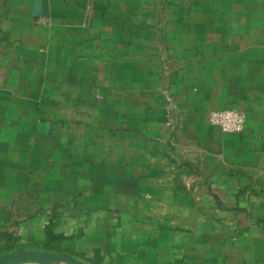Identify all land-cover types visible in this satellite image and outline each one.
<instances>
[{
	"label": "crops",
	"instance_id": "1",
	"mask_svg": "<svg viewBox=\"0 0 264 264\" xmlns=\"http://www.w3.org/2000/svg\"><path fill=\"white\" fill-rule=\"evenodd\" d=\"M46 228L84 264H264V0H0V254Z\"/></svg>",
	"mask_w": 264,
	"mask_h": 264
},
{
	"label": "water",
	"instance_id": "2",
	"mask_svg": "<svg viewBox=\"0 0 264 264\" xmlns=\"http://www.w3.org/2000/svg\"><path fill=\"white\" fill-rule=\"evenodd\" d=\"M0 264H84L68 256L43 250H18L0 254Z\"/></svg>",
	"mask_w": 264,
	"mask_h": 264
},
{
	"label": "built area",
	"instance_id": "3",
	"mask_svg": "<svg viewBox=\"0 0 264 264\" xmlns=\"http://www.w3.org/2000/svg\"><path fill=\"white\" fill-rule=\"evenodd\" d=\"M208 121L223 131L240 132L244 127L245 115L237 109L212 110L208 114ZM166 124L169 125L170 121Z\"/></svg>",
	"mask_w": 264,
	"mask_h": 264
},
{
	"label": "trees",
	"instance_id": "4",
	"mask_svg": "<svg viewBox=\"0 0 264 264\" xmlns=\"http://www.w3.org/2000/svg\"><path fill=\"white\" fill-rule=\"evenodd\" d=\"M59 238H61V236L52 234L50 228H46V240L44 241L43 249L57 253V251L59 250L57 245L51 244L49 242H54Z\"/></svg>",
	"mask_w": 264,
	"mask_h": 264
},
{
	"label": "rangeland",
	"instance_id": "5",
	"mask_svg": "<svg viewBox=\"0 0 264 264\" xmlns=\"http://www.w3.org/2000/svg\"><path fill=\"white\" fill-rule=\"evenodd\" d=\"M57 253L62 254V255H65V256H68L70 258H72V255H77L75 252H73V251H71V250H69L67 248H61V247L57 251ZM82 258H83V256H82Z\"/></svg>",
	"mask_w": 264,
	"mask_h": 264
}]
</instances>
